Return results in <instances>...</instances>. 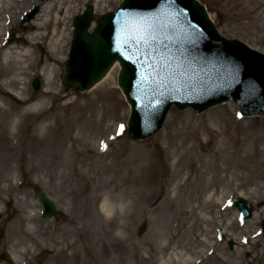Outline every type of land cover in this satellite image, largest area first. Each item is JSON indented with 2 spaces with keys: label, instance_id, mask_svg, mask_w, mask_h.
Masks as SVG:
<instances>
[{
  "label": "rangeland",
  "instance_id": "1",
  "mask_svg": "<svg viewBox=\"0 0 264 264\" xmlns=\"http://www.w3.org/2000/svg\"><path fill=\"white\" fill-rule=\"evenodd\" d=\"M199 1L206 6L222 36L240 40L264 53V0ZM39 2H8V29L4 37L8 44L18 46L21 36L30 32L29 23L22 26L21 22L27 12L39 7ZM72 2L76 8L70 14L62 11L58 1L52 13L62 17L59 26L66 22L70 34L56 88L52 89L57 95H46L49 84L42 67L30 72L28 96L48 101L47 106L26 121L21 138L12 141V145H17L16 162L10 163L0 154V264H11L2 259L4 253L12 257V264H32L35 259L41 264H162L165 256L161 245L172 238L174 247L191 245L205 252L203 264H222L223 256L232 261L239 256L242 264H264V155L255 157L250 168H241L231 165L230 157L219 152L231 134L239 139L247 134L261 137L258 147L263 148L264 117L242 116L234 101L202 113L174 106L158 133L134 140L129 134L132 109L118 86L122 71L119 63L109 73V79L108 74L91 90L81 91L64 82L77 16L93 9L95 29L99 20L116 12L123 0ZM51 27L52 24L47 26L48 31ZM11 36L15 37L13 42L9 41ZM45 40L30 48L35 57H43ZM38 76L43 89L34 92L32 83ZM42 126L45 131L37 134ZM185 127L190 128L191 135ZM186 134L190 136L191 149L179 165L181 174H189L190 179L203 173L210 178H225L224 185L213 182L210 190L221 192L226 188V207L214 202L207 205L204 190L191 185L172 196L175 202L166 201L173 173L172 140L181 141ZM203 145H210V149L203 151ZM153 175L161 185L157 189L152 187V191L147 187L145 195L153 192V196L148 198L149 202L141 201L140 184ZM37 188L55 203V217L42 216ZM107 197L115 204L114 212L108 216L100 210ZM238 198L246 199L254 209L252 218L241 220L239 210L233 206ZM191 206L196 207L198 216L191 214ZM256 214L258 219H254ZM143 222H147V228L139 235ZM192 224L194 231L190 236ZM246 235L260 236L257 244L245 247L254 257L242 253ZM206 237L214 253L203 245L201 239ZM60 249L70 258L54 252ZM138 252L143 260L135 256ZM260 254L262 259L255 260Z\"/></svg>",
  "mask_w": 264,
  "mask_h": 264
},
{
  "label": "water",
  "instance_id": "2",
  "mask_svg": "<svg viewBox=\"0 0 264 264\" xmlns=\"http://www.w3.org/2000/svg\"><path fill=\"white\" fill-rule=\"evenodd\" d=\"M38 12L36 7L26 14L22 24ZM93 19L89 8L75 21L64 81L89 90L119 61L123 70L118 83L132 106L129 132L133 139L157 133L173 106L202 113L233 100L242 115L264 116V53L223 37L200 1L124 0L90 33ZM33 89L42 90L40 77ZM36 194L44 205V217H53L55 204L43 191ZM235 206L243 220L253 216L245 199H238ZM262 226L264 230V222ZM146 227L145 222L139 234ZM2 258L13 263L7 254ZM33 264H39L38 260Z\"/></svg>",
  "mask_w": 264,
  "mask_h": 264
},
{
  "label": "bare ground",
  "instance_id": "3",
  "mask_svg": "<svg viewBox=\"0 0 264 264\" xmlns=\"http://www.w3.org/2000/svg\"><path fill=\"white\" fill-rule=\"evenodd\" d=\"M38 1H40V11L34 20L29 23L31 26L30 32L21 36L18 46H13L4 40L5 33L8 29V15H6V12L8 9V2H11V0H0V154L5 155L7 161L10 163L16 162L15 151L17 145H12V141L22 137L26 121L37 116L48 103V101H39L38 99L28 96V79L30 77V72L36 68L42 67L43 69L41 72L43 74L47 72L46 75L49 84L46 95H57L52 89L56 88V81L61 72V67L63 66L62 60L69 43L70 34L66 22L62 27L59 26L63 20L62 17L58 14L52 16L55 4L58 1L59 7L64 13L66 12V15L70 14L72 10L76 8L73 6L72 0ZM101 2H104V0H98V3ZM3 15L5 17L1 19ZM51 24V30L48 31L47 26ZM42 39H46V48L43 47L45 49L43 57L37 58L31 52L30 48L39 46ZM118 66L119 64L117 62L113 66L111 74ZM111 74H109L107 79H109ZM212 114H214V112ZM42 127L43 128H40V130H37V134L45 131L46 127ZM189 130V127H185V132L191 135ZM188 134H186L181 141H178V138L172 140V147L174 148V152H172L173 161L171 163L173 173L172 178L169 179L170 188L168 189L166 201L170 203L175 202L172 196L175 195L179 189L186 187V185H191L195 186L200 191L204 190V202L207 205L214 202L221 207H226L229 194L226 188H223L221 192L210 190V185H213V182L215 183L214 185H224L225 178H210L208 174L203 173L199 175L197 179H190L189 174L188 176L186 174H181L182 172L179 165L183 162L188 151L191 149L189 146L190 136ZM228 138V142H224L225 145L220 148L219 152L222 156L230 157V163L233 166L250 168L255 157L264 155V147H258V145L262 143L261 137H253L247 134L245 138L239 139L238 135L231 134ZM188 161L191 162L193 160L188 159ZM153 163L155 162L152 161L151 166H154L152 165ZM245 184L248 183L246 182ZM245 184L242 186H245ZM160 185L161 181L159 182L156 176L153 175L149 177L140 184L138 198L141 201L147 199V202H149L150 200L148 198L153 196V192L149 195V192H147L145 195V189L148 187L150 191H152V187L157 189ZM231 185L232 183L229 184V186ZM229 186H227V188H230ZM114 205L115 204L111 203L108 197L105 198L100 205L102 214L106 216L111 215L115 209ZM190 212L194 216H198L199 214L195 206L190 207ZM254 219H258L257 214ZM108 226L112 225L108 224ZM189 230L190 236H192L191 233L194 231V224L189 227ZM173 236L176 237V234ZM116 237L119 236L117 235ZM259 237L258 235L252 237L246 235L244 237L241 249L244 255L254 257L252 251L245 247L247 245L257 244V239ZM201 241L206 250H212V253L215 252L214 247L209 245L210 239L208 237L201 239ZM161 250L165 256L162 264H203L204 262L203 255L205 252L200 249H195L191 245L174 247L173 238L162 244ZM58 251L54 252L56 254H61L63 257L70 258L68 257L70 255L65 254L64 249ZM73 255H75V253ZM135 256H139L140 259L141 256L142 258L144 257L140 252L136 253ZM262 256V254L256 255L255 260L260 261ZM221 263L242 264L239 256H237V261H232L230 258L223 256L221 257Z\"/></svg>",
  "mask_w": 264,
  "mask_h": 264
},
{
  "label": "snow or ice",
  "instance_id": "4",
  "mask_svg": "<svg viewBox=\"0 0 264 264\" xmlns=\"http://www.w3.org/2000/svg\"><path fill=\"white\" fill-rule=\"evenodd\" d=\"M121 129H122V126H121Z\"/></svg>",
  "mask_w": 264,
  "mask_h": 264
}]
</instances>
